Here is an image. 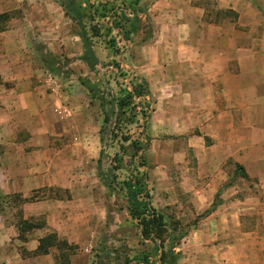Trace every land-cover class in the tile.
<instances>
[{
	"label": "crops",
	"instance_id": "crops-1",
	"mask_svg": "<svg viewBox=\"0 0 264 264\" xmlns=\"http://www.w3.org/2000/svg\"><path fill=\"white\" fill-rule=\"evenodd\" d=\"M95 1L72 2L85 24ZM123 1L139 12L122 30L98 18L106 35L92 38L90 67L65 0H0L9 15L0 30V195L25 199L24 222L45 220L3 224L1 235L18 231L38 264H57L56 248L37 253L56 234L76 248L70 264H95L97 247L120 231L106 179L123 143L116 122L130 75L151 107L140 140L149 176L176 173L187 196L174 201L188 204L180 218H199L169 264H264V0Z\"/></svg>",
	"mask_w": 264,
	"mask_h": 264
},
{
	"label": "rangeland",
	"instance_id": "rangeland-1",
	"mask_svg": "<svg viewBox=\"0 0 264 264\" xmlns=\"http://www.w3.org/2000/svg\"><path fill=\"white\" fill-rule=\"evenodd\" d=\"M18 16H20L19 12L11 14L12 18H19ZM7 26V22H0V30H6ZM99 30V36L101 40H104L103 37L106 33L103 28H99ZM132 80L130 75L122 80L126 85L125 89L128 91H131ZM139 101L140 99L137 100L138 103ZM147 103L150 105L148 101ZM141 112L140 107L137 109L130 106L128 110L122 112L121 119L118 117V122H116V134L121 137L123 143H118L119 153L114 158L112 157L113 164H115L114 171L112 174L109 173L106 180L111 187V190L108 189V196L112 201L109 208L117 212L118 215H115V217L119 222L117 224L116 220L112 221V215L108 218L110 224L120 231L115 232L112 236L107 235V240H104L97 247L93 258L95 264H161L157 246L162 243H170L177 235L188 232L199 222V218L193 219L189 223L188 219L180 218L188 213V204L174 201L178 199L177 196L179 198L181 196L180 199L184 200L187 196L182 188H180L181 192L178 187L176 188V173H172V181L162 173H158L154 177L149 176L148 160L143 151L146 149L144 148L145 144L140 141L146 138V126L142 123L143 112ZM150 112L151 107L147 110V114L149 115ZM123 140H126L127 143ZM137 183L144 188L142 197L151 203L150 206L156 210L157 214L166 217V230L161 238L154 240V243L143 239L140 233L139 220H136L137 218L135 219L130 212L132 209L133 215H137L136 208L130 206L126 196L129 193V185L132 184L135 188ZM30 197L33 198L34 196ZM24 201L25 199L20 196L0 195V227L3 224H10L22 226V229L25 230V226L22 225L24 221L21 208ZM31 223L41 225L45 223V220L38 219ZM107 227H109V224ZM121 227H127V232L122 231ZM153 228H151V232L158 235V231L154 226ZM31 236L33 238L37 237L35 234ZM18 239H20L18 231L9 237L0 233V264H38L37 259L39 258L36 252L33 250L28 251L22 243L17 241ZM154 247H157V249ZM52 254L55 257L59 253L53 252ZM30 259L33 262H30ZM169 262L170 260L166 264H169Z\"/></svg>",
	"mask_w": 264,
	"mask_h": 264
},
{
	"label": "trees",
	"instance_id": "trees-1",
	"mask_svg": "<svg viewBox=\"0 0 264 264\" xmlns=\"http://www.w3.org/2000/svg\"><path fill=\"white\" fill-rule=\"evenodd\" d=\"M74 1V0H73ZM72 0H65L63 4L66 7L67 13L76 20L78 23L81 32L80 35L84 41L85 55L84 60L88 62L90 67H94L97 59L93 53V44L92 38L99 36V23L95 25L98 18L101 16H108L109 20L113 23L114 29H123V25L130 21L128 11L131 10V13L137 14L139 11L132 4H128L123 0H96L93 3H90L88 7L92 10V15H90L91 25L88 27L87 24L83 21L82 9L83 6L80 2L72 3ZM120 12V15L118 13ZM9 18V15L4 14L0 15V22H6ZM126 39V37H125ZM148 93L141 83L134 84L133 91H128L126 93L125 101L127 107L130 106L134 108H141L143 112V120H145V125L147 124L150 114H147V110L150 109V105L147 103ZM139 103L136 102V98H142ZM144 188L139 186L137 183L136 187L133 188V185H129L128 196L131 201V204L136 208L137 215L135 217L139 220V225L142 228L141 233L145 239L157 240L161 238L166 230L165 218L163 215L157 214L156 210L152 209L150 203L147 199L142 197ZM217 204H214L212 210L216 207ZM211 211V210H210ZM23 226L27 228H37L41 225H34L30 222L22 223ZM155 227L158 231V235L151 232V228ZM157 226V227H156ZM186 236V233L177 235L170 243H162L160 247L162 248L161 264H166L169 260L173 263L177 260L178 254L175 252V248L181 243V241ZM23 238V237H22ZM154 242V241H153ZM169 242V241H168ZM158 247V248H160ZM50 248H56L59 251L57 257V264H70V256L75 252V247L71 246L68 242L59 240L56 234H50L43 238L40 241V246L37 250L38 254L44 255L49 253Z\"/></svg>",
	"mask_w": 264,
	"mask_h": 264
},
{
	"label": "built area",
	"instance_id": "built-area-1",
	"mask_svg": "<svg viewBox=\"0 0 264 264\" xmlns=\"http://www.w3.org/2000/svg\"><path fill=\"white\" fill-rule=\"evenodd\" d=\"M128 13H129V16H131L132 13H131L130 11H128ZM119 15H120V14H119ZM138 99H140V101H141V100L144 99V97H142V98H136V102H137ZM140 101H139V102H140ZM137 103H138V102H137Z\"/></svg>",
	"mask_w": 264,
	"mask_h": 264
},
{
	"label": "water",
	"instance_id": "water-1",
	"mask_svg": "<svg viewBox=\"0 0 264 264\" xmlns=\"http://www.w3.org/2000/svg\"><path fill=\"white\" fill-rule=\"evenodd\" d=\"M145 123V121L143 122V124Z\"/></svg>",
	"mask_w": 264,
	"mask_h": 264
}]
</instances>
